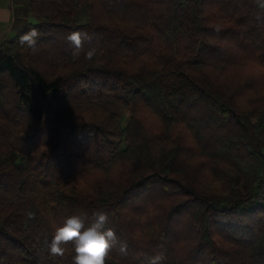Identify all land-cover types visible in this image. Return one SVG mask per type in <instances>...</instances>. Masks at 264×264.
Instances as JSON below:
<instances>
[{
	"label": "trees",
	"instance_id": "16d2710c",
	"mask_svg": "<svg viewBox=\"0 0 264 264\" xmlns=\"http://www.w3.org/2000/svg\"><path fill=\"white\" fill-rule=\"evenodd\" d=\"M11 15L0 264H72L46 241L98 213L107 264H264V0H11Z\"/></svg>",
	"mask_w": 264,
	"mask_h": 264
},
{
	"label": "clouds",
	"instance_id": "9594fccd",
	"mask_svg": "<svg viewBox=\"0 0 264 264\" xmlns=\"http://www.w3.org/2000/svg\"><path fill=\"white\" fill-rule=\"evenodd\" d=\"M219 31V29H217ZM39 32L36 28H31L27 33L19 37L18 43L21 46H27L35 49ZM87 38L86 33L73 32L67 39L74 45L72 50L73 58H78L83 48V39ZM96 54L94 48L88 49L84 53L86 60H92ZM27 216L31 219L34 213L28 212ZM108 223L106 213H98L94 223L85 227V218L80 215H72L57 226L51 233L50 240H47L48 252L52 256H64L67 246H71L73 253L71 257L72 264H107L108 257L111 254L113 242L116 240V234L111 228H105ZM122 245V250L124 249ZM146 264H161L163 254L148 256L144 254Z\"/></svg>",
	"mask_w": 264,
	"mask_h": 264
},
{
	"label": "crops",
	"instance_id": "0c3cea01",
	"mask_svg": "<svg viewBox=\"0 0 264 264\" xmlns=\"http://www.w3.org/2000/svg\"><path fill=\"white\" fill-rule=\"evenodd\" d=\"M11 20H12L11 0H2V2H0V43L4 39L9 38V37H5L8 31L12 36L11 30H10ZM3 29H5V31L4 33H1Z\"/></svg>",
	"mask_w": 264,
	"mask_h": 264
},
{
	"label": "rangeland",
	"instance_id": "374dc122",
	"mask_svg": "<svg viewBox=\"0 0 264 264\" xmlns=\"http://www.w3.org/2000/svg\"><path fill=\"white\" fill-rule=\"evenodd\" d=\"M0 2H2V0H0ZM4 31H5V29H3V31H1V33H4ZM10 36H11V34H10L9 31H8V33L6 34L5 37H10ZM125 119H126V117H124V118L121 120V123H122V124H124Z\"/></svg>",
	"mask_w": 264,
	"mask_h": 264
},
{
	"label": "built area",
	"instance_id": "2783aa9c",
	"mask_svg": "<svg viewBox=\"0 0 264 264\" xmlns=\"http://www.w3.org/2000/svg\"><path fill=\"white\" fill-rule=\"evenodd\" d=\"M260 201V200H259Z\"/></svg>",
	"mask_w": 264,
	"mask_h": 264
}]
</instances>
